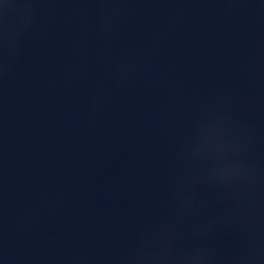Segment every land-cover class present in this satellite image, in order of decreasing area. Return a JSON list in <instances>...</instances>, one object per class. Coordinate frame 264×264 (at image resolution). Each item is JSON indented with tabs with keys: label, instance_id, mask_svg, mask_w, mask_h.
<instances>
[{
	"label": "water",
	"instance_id": "95a60500",
	"mask_svg": "<svg viewBox=\"0 0 264 264\" xmlns=\"http://www.w3.org/2000/svg\"><path fill=\"white\" fill-rule=\"evenodd\" d=\"M0 264H264V0H0Z\"/></svg>",
	"mask_w": 264,
	"mask_h": 264
}]
</instances>
